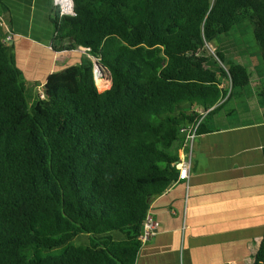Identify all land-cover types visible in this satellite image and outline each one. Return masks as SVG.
Returning <instances> with one entry per match:
<instances>
[{
	"label": "trees",
	"instance_id": "obj_1",
	"mask_svg": "<svg viewBox=\"0 0 264 264\" xmlns=\"http://www.w3.org/2000/svg\"><path fill=\"white\" fill-rule=\"evenodd\" d=\"M2 9L11 27L0 0ZM73 9L52 6L51 47L88 56L50 73L43 98L29 101L40 83L27 86L0 36V264H135L151 201L177 181L182 128L206 110L198 136L227 128L224 106L246 102L253 82L227 46L208 44L247 24L264 76V0H73ZM92 58L111 74L102 91ZM255 95L264 103V85ZM263 263L264 234L253 264Z\"/></svg>",
	"mask_w": 264,
	"mask_h": 264
},
{
	"label": "crops",
	"instance_id": "obj_2",
	"mask_svg": "<svg viewBox=\"0 0 264 264\" xmlns=\"http://www.w3.org/2000/svg\"><path fill=\"white\" fill-rule=\"evenodd\" d=\"M1 1L12 26L2 9L0 36L10 33L25 81L43 85L87 55L84 47L52 49L53 0ZM249 121L196 138L188 178L151 201L157 230L135 264H253L264 234V122ZM186 155L179 150V159Z\"/></svg>",
	"mask_w": 264,
	"mask_h": 264
},
{
	"label": "rangeland",
	"instance_id": "obj_3",
	"mask_svg": "<svg viewBox=\"0 0 264 264\" xmlns=\"http://www.w3.org/2000/svg\"><path fill=\"white\" fill-rule=\"evenodd\" d=\"M1 24L2 23H0V25ZM249 29L250 28H248L247 24L238 25L236 29L231 31L228 35L222 36L221 41L216 40L215 42L208 44L210 51H213L215 46H227L229 49L224 48V50H226V59L245 64L248 70L252 73L253 82L246 90V102L233 99L224 106V109L221 112L222 117L220 123L225 125L247 122L249 120H258L264 112V103L255 95L256 89L261 85H264V76L260 79L256 74L254 66L258 65L259 60L257 54L254 52L258 47L253 39L252 30ZM92 59L93 61H96L95 58ZM104 71L103 76L107 78L106 80L110 81V75L106 70ZM28 85H30L29 82H27V86ZM96 85L98 90L102 91L108 88L110 83L109 85H104L102 87H99L98 83H96ZM26 94L30 102L38 98L37 90L32 89L30 86H28ZM230 110H234L233 115L224 116V114ZM73 242L78 243L76 240H73Z\"/></svg>",
	"mask_w": 264,
	"mask_h": 264
},
{
	"label": "built area",
	"instance_id": "obj_4",
	"mask_svg": "<svg viewBox=\"0 0 264 264\" xmlns=\"http://www.w3.org/2000/svg\"><path fill=\"white\" fill-rule=\"evenodd\" d=\"M53 4L58 8L59 14L62 15H74L73 9V0H53ZM5 45L11 44V35L10 33L2 38ZM86 49V48H85ZM38 96L40 98L44 97L43 85H40L37 88ZM208 112H202L201 117L196 120L195 123L188 125L187 127L182 128V142L181 150H185L187 155L184 158L179 159V168H178V177L177 181L181 179H187L189 176V169L191 165V154L195 144V140L198 137L197 128L202 119V117ZM142 230L139 235V239L142 243L148 241L152 236L155 235L157 230V220L154 217L152 210L149 208L145 214V218L142 224Z\"/></svg>",
	"mask_w": 264,
	"mask_h": 264
},
{
	"label": "water",
	"instance_id": "obj_5",
	"mask_svg": "<svg viewBox=\"0 0 264 264\" xmlns=\"http://www.w3.org/2000/svg\"><path fill=\"white\" fill-rule=\"evenodd\" d=\"M104 70L107 71V73L110 75V84H111V74L110 72L105 68L104 65H102L98 59H96V61H93V71H94V76H95V80H96V72L98 71L101 75L104 73ZM143 228L141 227V230Z\"/></svg>",
	"mask_w": 264,
	"mask_h": 264
},
{
	"label": "bare ground",
	"instance_id": "obj_6",
	"mask_svg": "<svg viewBox=\"0 0 264 264\" xmlns=\"http://www.w3.org/2000/svg\"><path fill=\"white\" fill-rule=\"evenodd\" d=\"M105 72V71H104ZM107 78L101 75L98 71L96 72V83H98L99 87L104 85H109L110 81L106 80Z\"/></svg>",
	"mask_w": 264,
	"mask_h": 264
},
{
	"label": "clouds",
	"instance_id": "obj_7",
	"mask_svg": "<svg viewBox=\"0 0 264 264\" xmlns=\"http://www.w3.org/2000/svg\"><path fill=\"white\" fill-rule=\"evenodd\" d=\"M180 150V149H179Z\"/></svg>",
	"mask_w": 264,
	"mask_h": 264
}]
</instances>
